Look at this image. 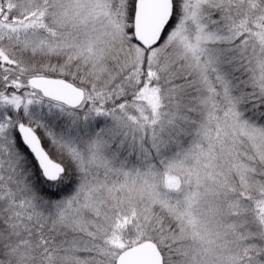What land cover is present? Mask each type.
<instances>
[{
	"label": "snow or ice",
	"instance_id": "snow-or-ice-1",
	"mask_svg": "<svg viewBox=\"0 0 264 264\" xmlns=\"http://www.w3.org/2000/svg\"><path fill=\"white\" fill-rule=\"evenodd\" d=\"M0 264H264V0H0Z\"/></svg>",
	"mask_w": 264,
	"mask_h": 264
}]
</instances>
